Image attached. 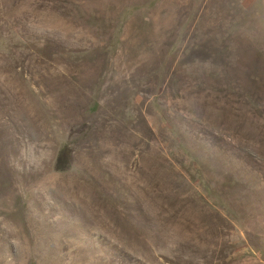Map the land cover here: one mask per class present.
<instances>
[{
	"label": "rangeland",
	"instance_id": "1",
	"mask_svg": "<svg viewBox=\"0 0 264 264\" xmlns=\"http://www.w3.org/2000/svg\"><path fill=\"white\" fill-rule=\"evenodd\" d=\"M0 264H264V0H0Z\"/></svg>",
	"mask_w": 264,
	"mask_h": 264
},
{
	"label": "trees",
	"instance_id": "2",
	"mask_svg": "<svg viewBox=\"0 0 264 264\" xmlns=\"http://www.w3.org/2000/svg\"><path fill=\"white\" fill-rule=\"evenodd\" d=\"M69 166V154L66 147H62L55 159L54 168L56 171H64Z\"/></svg>",
	"mask_w": 264,
	"mask_h": 264
}]
</instances>
